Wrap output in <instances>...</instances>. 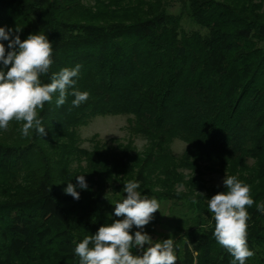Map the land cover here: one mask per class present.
Returning <instances> with one entry per match:
<instances>
[{"label": "trees", "instance_id": "1", "mask_svg": "<svg viewBox=\"0 0 264 264\" xmlns=\"http://www.w3.org/2000/svg\"><path fill=\"white\" fill-rule=\"evenodd\" d=\"M0 27L48 36L44 83L81 65L65 103L39 113L46 135L0 130V264H80L76 244L120 219L130 180L168 205L177 264H231L207 208L226 189L205 178L235 175L264 203V0H0ZM74 90L89 93L79 107ZM98 116L129 117L131 137L82 148L78 130ZM247 211L246 264H264V213Z\"/></svg>", "mask_w": 264, "mask_h": 264}, {"label": "clouds", "instance_id": "2", "mask_svg": "<svg viewBox=\"0 0 264 264\" xmlns=\"http://www.w3.org/2000/svg\"><path fill=\"white\" fill-rule=\"evenodd\" d=\"M21 29L17 28L19 33ZM12 37V29L0 27V41H9L6 52L5 45L0 43V63L6 71L0 69V130L7 131L12 122L22 124L21 135L28 137L30 130L42 136L46 135L39 113L46 104L56 98L57 107L62 106L68 95V89L76 83L81 65L74 68H62L51 75V82L41 79L47 76L53 63V45L47 35L30 34L21 41L17 34ZM58 94V95H57ZM75 98L72 105L79 107L89 98L87 91H72ZM81 189L88 185L84 175L76 176ZM225 191H221L207 199L208 211L215 222L213 236L216 242L232 256L231 264H246L255 256V251L248 245L247 211L254 204L257 211L264 213V203L257 204L251 196V186L239 180L235 175H225L223 180ZM136 181L124 184L127 194L116 202L114 215L120 219L99 227L91 236L85 237L75 246V254L80 264H177L174 240L172 238L153 241L143 231L131 234L133 226L143 229L160 211V203L155 197L141 195ZM65 193L79 200L80 194L76 185L69 182ZM193 203H197L193 200ZM145 245L147 248L145 249ZM139 248L142 255H134L132 249Z\"/></svg>", "mask_w": 264, "mask_h": 264}, {"label": "rangeland", "instance_id": "3", "mask_svg": "<svg viewBox=\"0 0 264 264\" xmlns=\"http://www.w3.org/2000/svg\"><path fill=\"white\" fill-rule=\"evenodd\" d=\"M174 13L177 9L173 10ZM128 119L127 116H98L91 119L87 125L80 127L78 135L81 139V146L84 149H90V140L96 139L101 142L113 144L114 141L126 142L130 137L128 130ZM135 145L138 150L143 148L144 142L141 139L133 137ZM186 149L185 143L180 140H174L171 145V152L174 156L180 157ZM223 178L217 175H210L205 178L207 185L211 186H222ZM114 212V211H113ZM169 210L168 205L160 203V211L154 214V219L157 220V224H153L151 221L143 229H137L133 226L131 234H135L136 231H143L147 233L153 241H160L168 238L173 239V229L169 221ZM147 245H145V249ZM134 255H142V250L139 248H133Z\"/></svg>", "mask_w": 264, "mask_h": 264}]
</instances>
